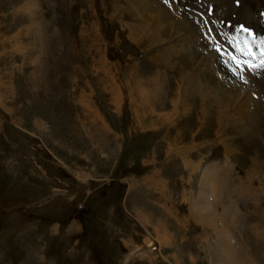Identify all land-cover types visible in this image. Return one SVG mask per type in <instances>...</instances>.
<instances>
[{"label": "rangeland", "instance_id": "obj_1", "mask_svg": "<svg viewBox=\"0 0 264 264\" xmlns=\"http://www.w3.org/2000/svg\"><path fill=\"white\" fill-rule=\"evenodd\" d=\"M237 39L258 54L264 0H0V264H210L225 224L264 264V68Z\"/></svg>", "mask_w": 264, "mask_h": 264}, {"label": "bare ground", "instance_id": "obj_2", "mask_svg": "<svg viewBox=\"0 0 264 264\" xmlns=\"http://www.w3.org/2000/svg\"><path fill=\"white\" fill-rule=\"evenodd\" d=\"M141 95H143V100H142V102H144V101H147V99L149 98V99H151V101H153V99L151 98V97H149V92H147L146 91V93H143V94H141ZM156 101V100H155ZM154 102V101H153ZM155 104H153L152 106H151V108L154 106ZM176 106V104L174 105V107ZM151 111V110H150ZM150 113V112H149ZM171 113V112H170ZM164 114L163 115H161V116H159V119L161 118V119H163L164 120ZM168 116V115H167ZM207 171L204 173V175L202 176V180H201V183H202V185H201V187H207L210 183L212 184V180L210 181V179L212 178V175L211 174H209L208 172V168L206 169ZM215 189V188H214ZM217 189V188H216ZM199 196H200V194H199ZM217 196V195H216ZM219 198V197H218ZM218 198H217V200H218ZM252 198V197H251ZM205 200V199H204ZM222 200H220V202H221ZM231 201V200H230ZM250 202V201H249ZM197 203H198V205L199 206H202L201 208L199 207V209H203V210H208L207 208H209V204H205V205H203V201L202 200H197ZM217 204H219V203H217ZM209 205V206H208ZM192 208V207H191ZM198 209V208H197ZM202 210V211H203ZM262 212V211H261ZM261 212H257V214H260V216L262 215V213ZM215 213V212H214ZM213 213V214H214ZM210 216L212 217V219L214 220V217L212 216V215H210L209 214V212H206V214H203V215H201V214H199L198 215V218H196V220H198V222H201L202 223V228H204V227H206V223H204L202 220H204L205 222H209L210 220ZM241 216H243V215H241V214H238L237 213V211H236V213H234L233 214V218H232V215H228V219H230V220H235L237 217H241ZM259 216H257V218H258ZM256 218V219H257ZM201 219V220H200ZM218 220V219H217ZM236 220H239V219H236ZM146 221L147 222H149L150 221V219L149 218H146ZM257 221H260V219H258ZM262 221H264V218L262 219ZM225 224V223H224ZM230 224V223H229ZM220 225V224H219ZM219 225H218V227H219ZM159 226L161 227V228H166L161 222H159ZM250 226V225H249ZM251 226H253V225H251ZM225 227L227 228V230L225 229V228H223V227H221L220 226V229H213L214 230V235H215V239H216V241L219 243V246H220V244L222 245V250L224 251V255L221 257V258H212V260H211V263L210 264H216V261L219 263V262H224L225 264H254V263H252V261L250 262V263H247L248 261H250L245 255H243V251L241 252V249H239L240 248V244H238L237 242L236 243H234L232 240H227L226 238H227V236L229 235V231H230V229H232V228H230L229 229V227H227L226 226V224H225ZM259 229V228H258ZM154 230H155V235H156V237L158 236V242L160 243V244H162V245H164V242L162 241V240H164L165 242L166 241H168L169 240V236H167V238L165 237H163L162 239L160 238V235L158 234V233H156L157 231H156V228L154 227ZM203 230V229H202ZM224 230H226V232L224 231ZM250 230V229H249ZM204 233V235H205V233L206 232H203ZM257 233V232H256ZM256 233H255V236H256ZM251 234H252V236H253V239H254V241L252 242V244L253 245H255V246H260V247H263L264 245H260L259 243H257L256 242V237H254V231H251ZM260 234V233H259ZM167 235V234H166ZM203 235V234H202ZM162 236V235H161ZM207 241H209L208 240V237H206V239H205V242L207 243ZM258 241V240H257ZM261 242V241H260ZM210 243V242H209ZM213 243V242H212ZM217 243V244H218ZM264 244V243H263ZM208 245V244H207ZM218 246V247H219ZM221 247V246H220ZM242 247V246H241ZM260 247H258V248H260ZM217 248V247H216ZM254 248V247H253ZM214 249H215V247H214ZM218 249V248H217ZM214 251V250H213ZM221 251V250H220ZM255 251H256V249H255ZM208 252L210 253L211 251H210V249L208 250ZM221 253V252H220ZM219 253V254H220ZM223 254V252L221 253V255ZM224 263H222V264H224ZM220 264V263H219Z\"/></svg>", "mask_w": 264, "mask_h": 264}, {"label": "snow or ice", "instance_id": "obj_3", "mask_svg": "<svg viewBox=\"0 0 264 264\" xmlns=\"http://www.w3.org/2000/svg\"><path fill=\"white\" fill-rule=\"evenodd\" d=\"M167 2V0H165ZM244 32H248L247 29H241ZM251 35V33H249ZM236 51L241 55H231L230 60L235 65L236 69H243L245 66L248 70H255L257 68H264V41L259 46V52L253 51V48L249 41L246 39L241 42L239 39L233 42Z\"/></svg>", "mask_w": 264, "mask_h": 264}]
</instances>
